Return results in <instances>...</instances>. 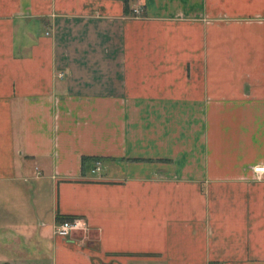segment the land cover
Instances as JSON below:
<instances>
[{
    "label": "crops",
    "instance_id": "obj_1",
    "mask_svg": "<svg viewBox=\"0 0 264 264\" xmlns=\"http://www.w3.org/2000/svg\"><path fill=\"white\" fill-rule=\"evenodd\" d=\"M0 264H264V0H0Z\"/></svg>",
    "mask_w": 264,
    "mask_h": 264
},
{
    "label": "built area",
    "instance_id": "obj_2",
    "mask_svg": "<svg viewBox=\"0 0 264 264\" xmlns=\"http://www.w3.org/2000/svg\"><path fill=\"white\" fill-rule=\"evenodd\" d=\"M135 12V11H134ZM61 74H59V77ZM99 169L98 164L96 163L95 168L91 172H97ZM85 226L83 222L79 219H72L70 221L60 222L53 227V234L60 238H67L71 233L75 231L84 230Z\"/></svg>",
    "mask_w": 264,
    "mask_h": 264
},
{
    "label": "trees",
    "instance_id": "obj_3",
    "mask_svg": "<svg viewBox=\"0 0 264 264\" xmlns=\"http://www.w3.org/2000/svg\"><path fill=\"white\" fill-rule=\"evenodd\" d=\"M121 1L123 3L124 10H126L128 0H121Z\"/></svg>",
    "mask_w": 264,
    "mask_h": 264
}]
</instances>
